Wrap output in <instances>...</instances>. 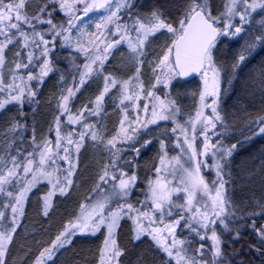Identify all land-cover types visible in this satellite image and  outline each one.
I'll return each instance as SVG.
<instances>
[{
	"label": "snow or ice",
	"instance_id": "obj_1",
	"mask_svg": "<svg viewBox=\"0 0 264 264\" xmlns=\"http://www.w3.org/2000/svg\"><path fill=\"white\" fill-rule=\"evenodd\" d=\"M49 2L58 5L60 12L68 17L66 24L53 23L51 15L54 9H48L47 4L39 10L41 15L29 17L26 14L28 0H0V37H3L0 39V68L5 64V49L19 40L22 50L17 51L16 56L20 57L22 51L27 50L24 53L27 63L16 62V73L22 68L29 69L30 65L39 69V72L29 70L24 74L13 75L12 83L7 85L0 80V93H4L3 98H0V110L10 103H16L23 109L26 100L29 103L34 100L36 86L31 82L36 81L37 85H42L44 78L54 71L50 53L55 50L57 38L61 39V47H71L84 57V63L77 66L79 83L74 87H65L60 95V115L54 121L55 141L46 139L42 144L35 145L26 155L17 149L16 154H9L7 159L0 157V194L9 200L3 206L11 208L10 220L4 211H0V264H5L9 245L19 227V218L24 215L28 194L38 184L48 183L49 191L43 197V214L47 216L52 206V197L57 193L66 195L73 184L71 177L76 168L73 153H79L86 138L103 144L112 158L99 175L96 188L93 189L95 195L81 203L75 219L69 221L52 244L40 252L34 264H47L48 260L53 259L54 252L71 243L75 235H96L101 229L106 230V236L99 250L98 264H119L123 251L118 246L115 230L125 217L133 222L134 240L148 236L166 254L169 261H175V264H224L222 241L215 225L219 221L228 229L226 217L230 202L226 197L224 169L236 145L225 148L219 140L213 143L209 135H219L215 131L217 122L223 123L219 101L222 74L225 70L214 58V49L219 37L240 34L243 24L249 22L251 13L258 8L264 9V0H228L224 12L217 16L212 14L209 0H186V7L175 22L168 21L156 10L143 17L133 15L128 11L133 7L131 0ZM95 13L99 15L92 21L90 14ZM45 15L49 18L45 19ZM125 16L131 20V24L125 21ZM237 16L241 22L239 25L233 22ZM85 18H88V23H84ZM33 20L39 24L50 25L51 31L47 35L51 39L36 30ZM89 24H94L96 32L89 30ZM25 25L32 29L31 33L25 31ZM261 28L264 29V25ZM73 29L78 33L75 43L72 39ZM161 30L170 34V42L163 55L152 64L155 83L152 90L145 92L140 79L144 47ZM122 43L127 45L132 58L137 61V67L132 77L119 81L110 75H103V72L105 63ZM258 44L264 46V32L247 43L239 54L237 63L232 65L233 70L246 60ZM192 74L200 76L203 87L199 92L195 115L181 123L177 119L181 112L176 101L167 94L162 98L154 90L161 84L164 88L169 87L175 77H188ZM100 75H103L104 87L95 97L94 107L85 105L82 111L72 114L71 98L88 79ZM63 79L61 76V80ZM73 79L75 81V76ZM117 86L120 93L117 106L120 107L123 118L115 135L105 143L97 125L83 122L86 119L84 112L100 116L104 111L105 96ZM141 100L145 101L142 106ZM65 115L68 124H79L84 131L78 132L76 137L72 131L65 133L61 127V116ZM160 121H171L175 125L171 131L180 154L169 157L165 141H159V166L154 169L156 176L149 180L145 199L138 201L137 206L128 197L138 177L135 172L129 175L118 168L117 162L124 149L118 148L117 144L133 142L131 151L139 155L140 147H146L152 141L145 139L137 147L139 129L134 125L139 123L140 127L146 129ZM255 123L260 126L258 131L252 130V134H264V116L259 117ZM17 127L18 124L14 123L11 129L15 130ZM198 138H202L201 146L196 143ZM209 155L211 163L207 159ZM59 161H63L68 167L63 168ZM204 169L214 171L215 179H206L202 171ZM109 184L110 190L102 187ZM181 193L184 194L181 197L182 202L173 199ZM174 209L180 210L176 213L177 218L166 220V217L173 216ZM182 220L185 222L184 226L201 241H212L211 260L205 259L204 244H200L189 254L192 242L176 235V229ZM257 231L264 238V228Z\"/></svg>",
	"mask_w": 264,
	"mask_h": 264
},
{
	"label": "trees",
	"instance_id": "obj_2",
	"mask_svg": "<svg viewBox=\"0 0 264 264\" xmlns=\"http://www.w3.org/2000/svg\"><path fill=\"white\" fill-rule=\"evenodd\" d=\"M210 2L219 3L222 7L225 0H210ZM45 4L48 5V9L55 7L49 0H28L26 13L31 11L29 17L41 15L37 10H40ZM153 9L155 8L153 7ZM253 13L248 18L249 22L243 25V31L238 34V39L228 43L226 51L223 52L219 48H217L218 50L214 49V58L225 70L222 74L219 101V111L223 123L217 122L215 131L219 135L212 133L209 135L212 137L213 143L219 140L225 148H229L233 144L236 145L232 149V155L228 158L227 166L224 169L226 197L230 202L226 217L228 229H225L219 221L215 225L222 241L224 264H264V238L257 231L264 228V134H252V130L258 131L260 126L255 121L264 116V46L258 44L238 68L235 70L232 68L247 43L254 36L264 32V29L261 28V25H264V9ZM44 18L49 17L45 15ZM64 18L67 19L61 12H52L51 19L54 24H65ZM239 21L238 17L235 23L239 24ZM32 23L35 24L37 31L42 33L47 31L46 38L51 39L47 35L51 31L50 25L41 24V27L37 28L39 23L35 20ZM24 27L29 28L26 25ZM50 56L54 71L44 78L42 85H37L36 81H32V84L36 86L34 100L30 103L26 100L23 109H19L17 116L12 113V107L4 108L0 112V134H3L10 123H15V120L22 124V138L10 141L0 157L7 159L9 154L15 155L17 149L26 155L40 141L42 143L46 139L55 141L54 121L60 115L58 108L60 95L65 87H74L79 83L77 66L82 65L84 57L82 56V60L80 57H73V54L61 47L60 38L56 39L55 50L50 53ZM72 64L75 65L72 66ZM31 71L39 72V69L34 67ZM61 76L64 77L63 80H61ZM120 76L123 78L124 73ZM87 91L88 85L84 84L71 98L72 114L76 109L80 110L83 105H88L91 101L90 95L86 98L89 92ZM1 96L2 93H0V98ZM192 110L195 111L196 107H192ZM161 125L166 126L164 132H152L153 128ZM172 126L170 122L160 121L150 128L147 139L152 140L153 144L159 143L163 139L165 144L169 145V152L172 154L171 145H174ZM61 127L65 133L72 131L74 137L78 132H81L80 129H74L73 125L67 123L66 115L61 116ZM40 128L43 132L41 140L39 138ZM201 142L202 138H198L196 141L198 146H201ZM150 147L149 145V151L145 150L146 152L141 154L140 159H145L144 156L151 152ZM126 154L132 156L129 160L136 157L131 150H128ZM155 158L151 157L146 160L152 161ZM207 159L211 163V155ZM76 162L77 173L72 178L73 184L66 195L57 193L52 197V206L47 216L43 214V197L49 191V185L46 182L40 183L28 194L24 205V215L19 218V227L9 245L5 264H34L40 252L52 244L55 237L64 230L69 221L75 219V212L79 210L81 203H85L86 198L95 195L93 189L97 180V171L100 162L103 161L99 156H91L89 150L83 147L76 154ZM59 163L63 168H66L62 161ZM202 171L209 181L215 179L214 171L207 169ZM146 189L148 191L146 184L138 183L129 198L130 202L138 206L137 202L142 201ZM181 197H183L182 193L180 196H174L173 199L182 202ZM6 203H9L8 198L0 194V211H4L10 220L11 208H5L3 205ZM177 212H179L177 209L173 210L171 220L177 218ZM184 224L185 222L182 220L176 231L178 237L187 238L192 242L189 254H192L200 244H204L206 246L204 249L205 259L211 260L212 241L209 239L201 241ZM129 228L128 223L121 222L117 231V243L123 251V255L119 258L120 264H174V261H169L163 251L146 237L134 240ZM237 233H239L238 237ZM210 234L209 231L208 235ZM103 240L102 235L73 237L71 243L54 252L53 259L48 260L47 264H96Z\"/></svg>",
	"mask_w": 264,
	"mask_h": 264
},
{
	"label": "rangeland",
	"instance_id": "obj_3",
	"mask_svg": "<svg viewBox=\"0 0 264 264\" xmlns=\"http://www.w3.org/2000/svg\"><path fill=\"white\" fill-rule=\"evenodd\" d=\"M227 2H228V0H225L224 6L222 5V7H220L219 3L214 4V2H210V0H209V7H210L212 14L214 16H217V15H220L221 13H223L225 10V4ZM131 3L133 4V7L131 9H129L128 11L131 12L133 15H139V16L143 17V16H147L153 10H156V11H159L160 13H162L163 17L170 22L178 21L179 17L181 16L182 12L184 11V9L186 7V0H157V1L156 0H142V2H140V0H131ZM138 4H140V5L138 6ZM153 7L155 9H153ZM258 10H259V8L256 11H258ZM37 11H38V13L40 12L39 10H37ZM52 12H55V13L60 12L58 5H55L54 10ZM26 14L27 15L31 14V11L29 13H26ZM98 15H99V13L90 14L92 21H95ZM237 18H238V16L234 18V20H233L234 23H235V20ZM67 20H68V17H67V19L64 18L65 24H66ZM125 21L127 23L131 24V20H129L127 16H125ZM84 23H88V18H85ZM240 23L241 22L239 21V24ZM246 24L247 23H244L243 25H246ZM40 27H41V24H39L37 26V28H40ZM89 30L92 32H96L94 24H89ZM25 31L31 33L30 28H25ZM43 33L46 36L47 31H44ZM77 37H78L77 30L73 29V33H72L73 43H75V40L77 39ZM0 39H3V37H0ZM237 39H238V35L229 36V37H223L222 36L221 39L217 42V47L215 49L218 50L217 48H219V50H221V51L223 50V52H224V51H226L225 49H227V47H228V43L229 42L231 43V41H234V40L236 41ZM169 42H170V34L167 33L166 30H161V32L157 33L156 36L151 37L144 47L145 56L142 57V59L144 60V63L141 66L140 79L143 81V84L145 87V92H147L148 90H152V85L155 83V77H154V74L152 71V64L159 57H161L163 55V51ZM64 48L66 50H68L69 53L73 54L74 55L73 57H80L82 60V56H83L82 54L74 51L71 47H64ZM21 50H22V46H21V42L19 40L14 41L12 44L8 45V47L5 49V57H6L5 64L3 65L2 68H0V80H2L3 84H5V85L12 83L13 75L24 74L27 71L32 70V68H34L33 66L30 65L29 69H23L22 68V69H20L19 73H16V71H15V63L16 62L27 63V57H26V55H24V53L27 50H23L22 55L20 57L16 56V52L21 51ZM74 65L75 64H72V66H74ZM106 67H109L108 68L109 70ZM113 67H115V68H113ZM136 67H137V61L132 58V54L130 53L127 45L122 43L113 51V54L110 56L109 60L105 63L103 75H110L119 81H124V80H127L129 77H132L135 74ZM123 73H124L125 77L123 76V78H121L120 75H122ZM103 75L93 76L92 78L88 79V81L85 83L86 85H88V91H89V92L87 91L88 93L86 95V98L89 97L88 95H90L91 96L90 98H92L91 101H89V104L87 105L89 108L94 107L93 101L95 100V97L100 94V92L102 91V89L104 87ZM17 82H19V81H17ZM202 87H203V85H202L201 78H199L198 80H194L192 82H189V83H182L178 80V77H175L171 80L169 87L164 88L163 85L161 84V85H158L154 91L157 94L161 95L162 98L164 97L165 94H167L168 96H170V98H172L176 101V104L180 108V112H181V115L179 116L180 118L177 117V119L180 120L181 123H184V121L189 116L195 115V111L192 110V107L197 108L198 99H199V92L202 90ZM3 96H4V93H2L1 98H3ZM119 96H120L119 86H117V88H112L107 93V95L105 96V99H104V103H103L104 111L101 113L100 116H92V115H89V113L87 111L84 112V117L86 119L83 122L84 123H93V124L97 125V128L100 131V134L105 138V143H106L107 139H110L115 135V133L119 127V122L123 118V113L121 112L120 107L117 106V105H119ZM144 102H145L144 100L140 101L141 106L143 105ZM85 105H83L80 108V110L76 109L73 114H77L80 111H82L84 109ZM8 107H12V113L15 114L16 116L18 115L19 109H20V106L18 104L10 103V104L5 106V109H7ZM1 111L2 110H0V112ZM133 115H135V113H133ZM141 120H143L142 109H141ZM14 122H15V124H18V127L15 130L11 129V126L14 123H12V124L10 123L8 128L3 132V134H0V156L3 154L6 145H8V143H10V141L14 140L15 138L16 139L22 138V136H21L22 135V124H20V121H18V120H15ZM165 122H170L171 125H173L172 128L175 126L171 121H165ZM153 125H156V124H153ZM153 125H149L146 129L140 127L139 123L134 125L135 127H137L139 129V131L137 133L138 140H139V143L136 144L137 147H140V144L143 142V140L148 138L149 130L151 127H153ZM73 127H74V129H76V128L80 129L81 132L84 131V129L79 124L73 125ZM40 130H41V128H40ZM165 130H166V126L161 125V126H157V127L153 128L152 132L158 133V132H164ZM42 133L43 132L41 130L40 135H39L40 140L42 139V135H43ZM40 143H42V141L38 142L37 144H40ZM149 145L151 146L150 147L151 152H149L147 154V156H144L145 159H140L141 154L145 150L149 151ZM171 146L173 149L172 154L169 152V145H166V150H167L168 156L172 157V156L179 155L180 149L175 147V136H174V145H171ZM83 147H86L89 150L91 156H93V155L99 156V158H101V160L103 161L102 163L100 162V166H99L98 171H97V180H96V183L94 185V189H95L96 185L98 183L99 175L101 174V171H102L104 165L108 164L109 160L112 158L111 153L108 151L107 148H105L103 146V144H100L98 142H94L90 138L85 139V141L83 142ZM83 147H81V149ZM117 147L124 149V151L120 154L119 161L117 162L118 168L123 169L128 174H132L133 172H135L137 177H138L136 184H135V187L132 188V190H131V195H132L133 191L137 188L138 183L146 184L148 186L149 180L155 178L156 173H155L154 169H155V167L159 166L160 143H154L153 144V142H151L146 147H140L139 155H137L134 152V154L136 155L137 158L135 157L132 160H129V159H131L132 156H128L129 154H126V152L128 150H131V148L133 147V142H128V143H124V144L118 143ZM156 153H157V156H156ZM170 155H172V156H170ZM74 157H75V164H76V168H75V172H74V175H75L77 173L76 153H74ZM151 157H156V158L152 161L146 160V159L151 158ZM64 164L66 165V167H68V165L66 163H64ZM74 175L71 177V179L74 177ZM102 187L110 190V184L109 185H103ZM49 188H50V186H49ZM146 193H147V189L144 192L142 201H144ZM130 196L128 197V200H129ZM114 206H115V201H113V207ZM79 210H80V208H79ZM79 210H76L75 217L78 215ZM177 210L180 211L179 209H177ZM171 217H166V220H171ZM121 222H125V223L129 224V226H130L129 229H130L131 235L133 237L134 234H133V222H132V220L125 217L124 219H122L120 221V224H121ZM118 229L119 228H117L115 230L116 239H117ZM123 233L125 234V231H123ZM98 235L99 236L102 235L103 239H105L106 230L101 229V231L98 232L96 235L77 234L74 237H76V236L96 237ZM176 235H177V231H176ZM144 237H146L147 239L152 241L148 236H143L142 238H144ZM102 246H103V243H102ZM98 260H99V256H98ZM98 260H97L96 264H98ZM174 264H175V261H174Z\"/></svg>",
	"mask_w": 264,
	"mask_h": 264
},
{
	"label": "water",
	"instance_id": "obj_4",
	"mask_svg": "<svg viewBox=\"0 0 264 264\" xmlns=\"http://www.w3.org/2000/svg\"><path fill=\"white\" fill-rule=\"evenodd\" d=\"M199 76L198 75H196V74H192V75H190V76H188V77H178L181 81H190V80H192V79H196V78H198Z\"/></svg>",
	"mask_w": 264,
	"mask_h": 264
},
{
	"label": "flooded vegetation",
	"instance_id": "obj_5",
	"mask_svg": "<svg viewBox=\"0 0 264 264\" xmlns=\"http://www.w3.org/2000/svg\"><path fill=\"white\" fill-rule=\"evenodd\" d=\"M222 5V4H221Z\"/></svg>",
	"mask_w": 264,
	"mask_h": 264
}]
</instances>
